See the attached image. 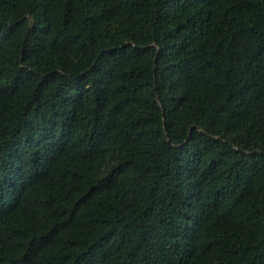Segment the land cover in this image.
Listing matches in <instances>:
<instances>
[{"label":"trees","instance_id":"1","mask_svg":"<svg viewBox=\"0 0 264 264\" xmlns=\"http://www.w3.org/2000/svg\"><path fill=\"white\" fill-rule=\"evenodd\" d=\"M0 264H264V0H0Z\"/></svg>","mask_w":264,"mask_h":264}]
</instances>
